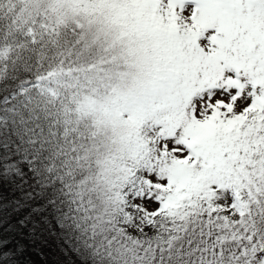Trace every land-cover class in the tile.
I'll return each instance as SVG.
<instances>
[{
  "label": "snow or ice",
  "instance_id": "1",
  "mask_svg": "<svg viewBox=\"0 0 264 264\" xmlns=\"http://www.w3.org/2000/svg\"><path fill=\"white\" fill-rule=\"evenodd\" d=\"M28 245L264 264V0H0V264Z\"/></svg>",
  "mask_w": 264,
  "mask_h": 264
},
{
  "label": "trees",
  "instance_id": "2",
  "mask_svg": "<svg viewBox=\"0 0 264 264\" xmlns=\"http://www.w3.org/2000/svg\"><path fill=\"white\" fill-rule=\"evenodd\" d=\"M5 197H9V193L6 189L3 190ZM7 203V199L4 201ZM10 211V210H9ZM12 222H15L13 218ZM6 237L11 236L9 243L7 244V248L16 250L17 244L19 241L13 236L11 233L6 232ZM50 246L44 245H28L21 250V252L14 258L16 264H54L56 256L54 255L55 249Z\"/></svg>",
  "mask_w": 264,
  "mask_h": 264
}]
</instances>
